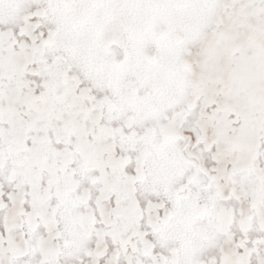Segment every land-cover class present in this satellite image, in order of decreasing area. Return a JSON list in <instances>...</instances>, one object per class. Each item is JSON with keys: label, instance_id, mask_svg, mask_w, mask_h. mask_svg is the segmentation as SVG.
Here are the masks:
<instances>
[{"label": "snow or ice", "instance_id": "snow-or-ice-1", "mask_svg": "<svg viewBox=\"0 0 264 264\" xmlns=\"http://www.w3.org/2000/svg\"><path fill=\"white\" fill-rule=\"evenodd\" d=\"M0 264H264V0H0Z\"/></svg>", "mask_w": 264, "mask_h": 264}]
</instances>
